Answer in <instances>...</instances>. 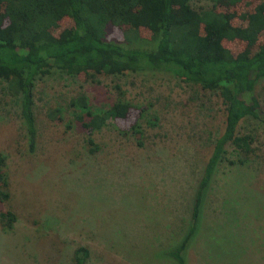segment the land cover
I'll return each instance as SVG.
<instances>
[{
  "label": "rangeland",
  "instance_id": "1",
  "mask_svg": "<svg viewBox=\"0 0 264 264\" xmlns=\"http://www.w3.org/2000/svg\"><path fill=\"white\" fill-rule=\"evenodd\" d=\"M243 1L236 16L259 0ZM191 5L208 8L213 1ZM49 24L57 35L72 22L63 16ZM223 45L233 54L244 47ZM79 94L92 108L127 101L129 116L88 133L69 105ZM251 95L264 114V76ZM32 98L30 148L18 98L0 80V153L9 194L0 211L15 215L11 228L0 224V264H74L78 247L87 251L82 264H177L160 252L187 227L193 190L223 127L220 98L152 70L92 77L55 70L36 79ZM53 108L59 117H48ZM237 131L252 135L253 151L234 165L226 148L183 264H264V123L247 117ZM87 136L97 145L93 153Z\"/></svg>",
  "mask_w": 264,
  "mask_h": 264
},
{
  "label": "trees",
  "instance_id": "2",
  "mask_svg": "<svg viewBox=\"0 0 264 264\" xmlns=\"http://www.w3.org/2000/svg\"><path fill=\"white\" fill-rule=\"evenodd\" d=\"M191 1L0 0V80L18 98L30 148L35 136L34 83L51 71L71 77L165 71L220 98L223 127L193 190L187 227L177 242L160 252L177 264L184 262V250L198 228L208 184L226 148L231 147L235 154V160L229 162L234 165H243L253 151L254 138L238 133L239 122L250 117L264 123V114L251 95L256 80L264 76V0L237 16L234 10L243 0H212L208 8H194ZM63 16L72 25L53 35L48 23ZM223 41H238L244 47L233 54ZM69 105L74 119L88 133L130 113V104L119 98L99 109L79 94ZM59 113L53 108L47 115L54 118ZM130 129L139 133L134 125ZM85 143L90 153L97 150L90 136ZM3 167L0 153V201L9 195ZM14 221L12 211H0L3 228H11ZM86 255L83 247L75 249L74 264H82Z\"/></svg>",
  "mask_w": 264,
  "mask_h": 264
}]
</instances>
